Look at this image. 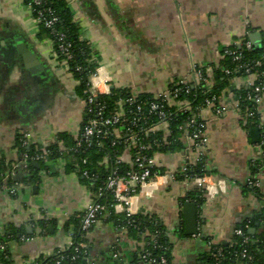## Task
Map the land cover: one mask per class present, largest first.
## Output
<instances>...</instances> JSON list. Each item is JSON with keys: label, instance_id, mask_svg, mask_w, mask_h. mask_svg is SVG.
I'll list each match as a JSON object with an SVG mask.
<instances>
[{"label": "crops", "instance_id": "crops-1", "mask_svg": "<svg viewBox=\"0 0 264 264\" xmlns=\"http://www.w3.org/2000/svg\"><path fill=\"white\" fill-rule=\"evenodd\" d=\"M27 1L0 0V170L7 172L0 185V236L7 237L13 264H32L70 247L75 228L71 224L67 231L65 226L84 215L94 198L71 169L70 148L59 139L66 134L75 142L86 117L80 83L58 57ZM64 1L77 32L95 54L97 75L91 81L106 95L115 90L162 95L179 81L192 82L195 66L206 70L212 88L214 68L227 49L240 46L248 32L253 46L264 40V0ZM248 81L237 77L222 91V113L201 112L207 127L203 165L209 192L198 207V235H185L183 218L184 205L191 203L187 197L198 184L167 175L196 163L188 136L181 138L182 149L157 154L166 176L146 184L129 200V214L154 216L165 226L173 244L172 264H201L209 252L208 241L230 246L243 227L251 237L263 232L251 221L264 214V165L259 164L264 157V95L252 128L235 106V92L245 89ZM254 129L260 132L258 139L251 133ZM20 138L27 148L42 152L55 145L60 157L46 158L44 167L35 163L34 174L18 147ZM9 179L12 186L6 183ZM250 180L259 187L249 185ZM44 217L50 221L46 230L38 226ZM86 235L96 258L115 249L128 261L144 247L106 218Z\"/></svg>", "mask_w": 264, "mask_h": 264}, {"label": "trees", "instance_id": "trees-1", "mask_svg": "<svg viewBox=\"0 0 264 264\" xmlns=\"http://www.w3.org/2000/svg\"><path fill=\"white\" fill-rule=\"evenodd\" d=\"M31 0H28L29 4ZM40 9H51L53 14L58 18V23L56 24L57 31L66 35V43L71 47L69 53L73 58L68 61L69 70L79 81V93L84 99L88 97L89 82L93 74L97 72L98 64L95 62V54H93L90 46L80 37L77 32V27L74 22L73 14L67 3L64 0H46L42 6H33L32 11L35 17H37V12ZM43 32L47 34L52 41L53 35L51 31L47 29L43 24H40ZM56 53L60 59H64V56L58 52L57 46H54ZM227 51H237L242 52V59L240 62L234 61V56L226 54ZM224 58L218 67L214 68V76L216 85L212 88L208 86L209 75L203 68L205 74V80L196 84L191 83L189 85H181L180 88L183 90L180 92L177 98V102L189 101L191 103L190 111H178L176 107H168L167 112L171 115L168 119V127L171 131L169 135H165L163 132L157 133V135L149 137L151 144H154L155 139H159L160 143L158 146L153 145L152 151L158 153H167L175 150H180L183 148L181 138L184 136L183 126L194 118L196 121V126L194 128H189V132H194L198 125L203 121L201 117V112L205 108L206 100L213 97L221 98V93L223 90H228L231 87L232 81L237 77H247L246 69L252 67L253 62H261V65L251 69L252 74H259L263 84H264V40L261 46H253L251 50H247L241 46H235L229 48L224 53ZM245 63L247 67L242 68V70H237L236 67L240 64ZM234 70L232 74H226L225 70ZM248 89H241L235 92V97L239 101L240 110L243 115L247 117V127L252 128L258 123V111L256 105L248 100ZM130 93L127 90H115L110 95L101 96V100L109 106L110 110L115 109L116 102L120 99L128 98ZM140 100L151 99L152 96L149 95H139ZM250 112H254L253 118L248 117ZM87 117V114H86ZM85 117V118H86ZM156 118L151 119V123L156 122ZM61 141L66 142V145L70 148V152L73 157V164L71 169L79 170V175L82 177L84 183L89 187L94 199L95 195L98 194L99 188L101 187L103 179L106 177L107 172L103 167H99V162H101L107 151H111L110 147L107 146L105 149H95L94 151H78L75 152L74 146L75 142L71 140L66 134L59 136ZM18 147L23 152V155H27V162L29 164V170L36 174L37 168L35 163H38L41 167H44V161H35L34 158L37 155L43 153L42 151L36 150L34 147L27 148L24 146L22 139H18ZM48 160H55L60 157V153L57 146H51L47 149ZM87 160V164H83V161ZM264 165V161L259 163ZM259 164H255L253 168H258ZM204 165L198 163L195 166H190L188 177L194 176H204L205 170ZM84 170L89 171L91 175L99 174L100 180L97 182H91L90 180L82 176ZM161 173H164L160 170ZM181 180H185L186 176L184 174H179ZM7 178L6 169L0 170V185H4ZM7 185L12 186V182H6ZM188 201L201 207L204 202L203 192L200 188L192 190L188 197ZM98 203L105 207L104 211L100 216V220L106 218V222L111 224L114 228L122 230L126 228L129 237L139 243H144V247L140 248L130 260H125L115 249L112 250L110 254L101 255V257H95L93 252V244L91 240L87 239V235L81 229V221L83 215L73 218L68 224H66V230L69 231V226L74 225L75 232L72 235V245L68 248L56 252L54 255L49 257H41L35 263L32 264H144L143 258L147 256L150 259H156L155 264H172V249L173 244L168 235V231L162 222L154 216H143V215H131L127 213H117L114 209V199L113 195L109 192H104L103 196L96 199ZM49 219L44 217L38 226L42 230H46L49 223ZM259 223L263 227V232L258 235L251 237L249 231L246 227L241 230L244 236L234 235V242L227 247L221 245H212L211 250L205 255L204 260L201 264H264V214L258 215L251 221V225ZM247 237L249 239L248 243H244V239ZM6 236H0V264H13L10 257L7 244ZM208 243V242H207ZM81 244H86L87 248L84 250H76ZM219 250L221 255H219ZM247 251L248 256L252 259L244 258L243 252ZM118 254V257H115ZM101 259V260H100Z\"/></svg>", "mask_w": 264, "mask_h": 264}, {"label": "built area", "instance_id": "built-area-1", "mask_svg": "<svg viewBox=\"0 0 264 264\" xmlns=\"http://www.w3.org/2000/svg\"><path fill=\"white\" fill-rule=\"evenodd\" d=\"M46 0H31L28 6L32 10L33 6H42ZM36 20L39 24H43L47 29L51 31L53 35L52 43L57 46L58 52L64 56L66 67L69 69L68 61L73 56L69 53L70 45L66 43V35L57 31L56 24L58 18L53 14L51 9H40L37 12ZM250 33H246V39L241 43V47L251 50L253 47L252 42L248 39ZM233 55L234 61L240 62L243 55L242 52L227 51L226 54ZM58 54V53H57ZM261 62H253L252 67L246 69L247 78H249L246 89L249 90L248 100L253 102L256 107L260 105L264 95V84L259 74H252V68L258 67ZM247 67V64L242 63L236 67L237 70ZM234 70H225L226 74H232ZM192 82L179 81L172 85L169 91L165 94L152 97L147 100H140L139 95L130 93L131 96L125 99H120L116 102V107L110 110L102 100L101 96H106L100 92L96 85L91 81L96 77V73L93 74L89 82L88 97L85 102V111L87 117L84 119L79 135L75 140L74 151H94L95 149H105L110 147L111 151H107L101 167L107 172L106 177L103 179L98 194L95 195L96 199L103 196L104 192H109L113 195L114 209L117 213H128V204L130 198L141 190L146 184L152 181L166 176L165 173H161V169L156 160L158 152H153V145L158 146L159 139L154 140V144H151L148 140L149 137L157 135L159 132H163V126H167L166 135L171 133L168 127V119L170 114L167 112L168 107H176L178 111H190L191 103L189 101L177 102L178 95L183 91L181 85H189L191 83H200L205 80V74L202 67L195 66L192 71ZM108 93L107 95H110ZM219 106V108H218ZM235 106L240 108L239 101H235ZM205 109H213L217 114L222 113L225 107L221 103L220 99L213 97L206 100ZM254 112H250L248 117L253 118ZM156 118L157 121L151 123L152 118ZM196 121L191 119L183 126L184 136L193 142L194 152L197 156L195 164H186L184 168L177 173H168L167 175L172 180L180 179V173L186 176L184 181H195L198 187L202 190L203 196H207L209 189L205 182V176L188 177L190 166H195L198 163L203 164V155L208 145L207 127L206 122L203 120L194 132H189V128H194ZM24 145H27L24 142ZM48 152H43L37 155L34 160H46ZM25 155V159H27ZM264 161V157H263ZM83 164H87V160L83 161ZM204 167V166H203ZM79 172V170H77ZM82 176L91 182H97L100 180L99 174L89 173L84 170ZM249 185L259 187V182L256 180H250ZM14 193V191H12ZM93 198L86 208L81 221V229L86 234L94 229V227L100 221V216L105 207L102 206L97 200ZM126 230V228H122ZM236 235L244 236L242 230H237ZM249 239L245 237L244 243H248ZM209 251L213 244L211 241L207 243ZM87 248L86 244H81L76 250H84ZM219 255L221 251L219 250ZM118 257V254H115ZM244 258L252 259L248 256L247 251L243 252ZM144 264H155L156 259H150L147 256L143 258ZM166 261H163L165 264Z\"/></svg>", "mask_w": 264, "mask_h": 264}, {"label": "water", "instance_id": "water-1", "mask_svg": "<svg viewBox=\"0 0 264 264\" xmlns=\"http://www.w3.org/2000/svg\"><path fill=\"white\" fill-rule=\"evenodd\" d=\"M253 136L259 138V130L254 129L251 131ZM38 165V164H37ZM183 218L186 236H197L199 233V218L198 207L194 203H186L183 208ZM255 230H252L254 233Z\"/></svg>", "mask_w": 264, "mask_h": 264}]
</instances>
